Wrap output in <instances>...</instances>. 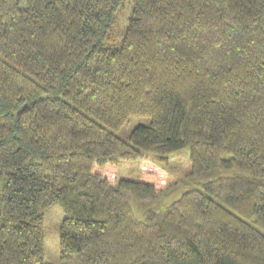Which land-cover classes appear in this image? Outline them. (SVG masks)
Masks as SVG:
<instances>
[{
	"label": "trees",
	"instance_id": "obj_1",
	"mask_svg": "<svg viewBox=\"0 0 264 264\" xmlns=\"http://www.w3.org/2000/svg\"><path fill=\"white\" fill-rule=\"evenodd\" d=\"M121 1L0 0V264H48L54 205L60 264H264V0H129L113 44Z\"/></svg>",
	"mask_w": 264,
	"mask_h": 264
},
{
	"label": "rangeland",
	"instance_id": "obj_2",
	"mask_svg": "<svg viewBox=\"0 0 264 264\" xmlns=\"http://www.w3.org/2000/svg\"><path fill=\"white\" fill-rule=\"evenodd\" d=\"M21 7L25 6L26 0H18ZM131 16V4L129 0H122L119 9L114 15V43L119 42L123 29L126 26L128 18ZM149 120L147 117H131L118 131L114 132L116 136L127 141L130 131L138 125H146ZM189 151L182 149L168 156L166 169L165 187L167 192L149 202L137 203L130 201V207L135 219L143 221L144 214L148 210L161 211L162 208L170 205L174 200L180 197L185 188L174 189V184L182 180L190 171L188 159ZM153 158L149 154H145ZM141 172V160L126 161L119 160L116 170V182L121 179L137 180ZM64 217L63 211L58 205L50 207L44 214V261L48 264L59 263V227Z\"/></svg>",
	"mask_w": 264,
	"mask_h": 264
}]
</instances>
